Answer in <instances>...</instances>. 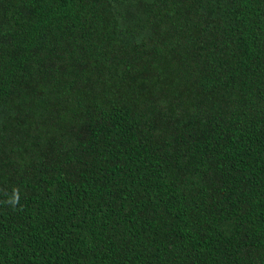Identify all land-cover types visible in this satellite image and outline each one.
<instances>
[{"label":"trees","instance_id":"1","mask_svg":"<svg viewBox=\"0 0 264 264\" xmlns=\"http://www.w3.org/2000/svg\"><path fill=\"white\" fill-rule=\"evenodd\" d=\"M0 264H264V0H0Z\"/></svg>","mask_w":264,"mask_h":264}]
</instances>
